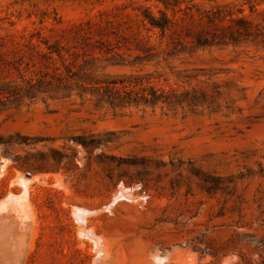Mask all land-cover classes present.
I'll list each match as a JSON object with an SVG mask.
<instances>
[{"label":"rangeland","instance_id":"obj_1","mask_svg":"<svg viewBox=\"0 0 264 264\" xmlns=\"http://www.w3.org/2000/svg\"><path fill=\"white\" fill-rule=\"evenodd\" d=\"M0 264H264V0H0Z\"/></svg>","mask_w":264,"mask_h":264},{"label":"trees","instance_id":"obj_2","mask_svg":"<svg viewBox=\"0 0 264 264\" xmlns=\"http://www.w3.org/2000/svg\"><path fill=\"white\" fill-rule=\"evenodd\" d=\"M163 3L166 4L165 2ZM159 13L160 15L158 17L154 15H145V18H147L151 27L159 28L162 32H165L170 28V18L165 12L161 10H159Z\"/></svg>","mask_w":264,"mask_h":264},{"label":"bare ground","instance_id":"obj_3","mask_svg":"<svg viewBox=\"0 0 264 264\" xmlns=\"http://www.w3.org/2000/svg\"><path fill=\"white\" fill-rule=\"evenodd\" d=\"M25 183V182H24ZM23 197V196H22ZM24 201V200H23Z\"/></svg>","mask_w":264,"mask_h":264}]
</instances>
